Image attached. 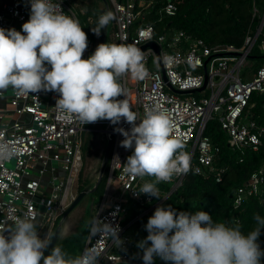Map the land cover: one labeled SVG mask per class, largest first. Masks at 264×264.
<instances>
[{"label":"built area","instance_id":"1","mask_svg":"<svg viewBox=\"0 0 264 264\" xmlns=\"http://www.w3.org/2000/svg\"><path fill=\"white\" fill-rule=\"evenodd\" d=\"M177 1L167 0L160 13L175 16ZM155 2L107 0V11L114 16L116 44L140 48L154 41L159 48V54L153 48L143 52L146 69L143 79L134 78L132 74L128 79L129 73L119 79L126 92L125 96H120V100H127L131 110L137 114V123L145 117L147 109L159 110L167 116L172 125L171 136L182 140L183 150L190 156V171L174 176L170 182L158 184L159 199L134 194L133 191H139L144 182L154 178L133 179L123 173L124 163L134 150L120 146L124 137L116 129L131 128L123 118L116 125L108 120L86 125L75 119L61 120L56 107L58 93L41 91L25 96L17 95L14 90L9 104L15 121L5 120L8 115L0 110V226L12 225L16 217L32 218L39 235L43 233L40 237L50 239L54 228L62 225L76 199L72 188L84 166L83 136L90 127L103 125L106 141L112 140V146L107 151L109 173L106 202L102 203L94 222L99 219L113 227L118 226L123 245L117 246L110 235L93 234L92 226L81 255L85 249L95 247L100 252L99 264H143L134 239L126 233L127 229L144 216H149L172 193L178 191L189 175L204 178L214 175L216 181L221 182L229 170L228 166H215L221 149L205 135L210 122L219 120L228 137V146L241 155L250 150L258 152L263 146L264 126L254 119L250 111L254 105L250 101L254 92L264 94V64L255 70L251 81H245L240 71L262 34L264 12L255 34L248 35L241 48L234 45L212 47L205 40L182 30L165 28L157 34L153 23H139L155 8ZM52 3L59 4L61 7L58 10L79 21L65 0H52ZM30 14L31 3L28 6L25 0H0V28H14L17 31L20 28L21 34H24L22 25L29 20ZM253 15L260 16V12L254 8ZM89 32H92L91 27ZM92 44V41H88L83 59L89 57ZM259 49L264 52V38ZM205 80L206 88L197 93L180 94L169 87L178 91L199 90ZM128 84L134 89L130 95ZM3 96L4 92L0 90V97ZM24 115L29 116V121L22 119ZM12 161H15V166L9 168L7 164ZM53 162L63 169L62 178L54 174L57 168ZM50 165L52 176L48 185L43 186L41 178ZM25 178L28 179L24 181ZM114 181L118 182L120 191L109 196L108 191ZM252 197L259 198L264 204V165L236 190L233 195L234 209L241 208ZM130 203L143 214L135 216L126 226ZM258 243L263 247L264 239ZM154 264L170 262L154 257Z\"/></svg>","mask_w":264,"mask_h":264},{"label":"clouds","instance_id":"2","mask_svg":"<svg viewBox=\"0 0 264 264\" xmlns=\"http://www.w3.org/2000/svg\"><path fill=\"white\" fill-rule=\"evenodd\" d=\"M30 3V18L22 25L24 34L0 28V90L12 88L25 96L56 92L61 120L75 119L84 125L108 120L116 125L123 118L131 128L116 129L124 137L120 146L134 149L123 173L133 179L153 177L133 192L159 199L157 185L187 174L190 156L182 140L171 136L172 125L163 112L147 109L137 123L127 100L117 99L126 94L119 83L122 76L131 72L134 78L143 79L146 75L143 52L135 45L101 43L83 59L88 38L79 21L58 10L61 6L52 0ZM113 19L111 12L103 13L92 31L99 36ZM254 219L256 228L245 235L238 224L229 227L213 222L206 211L190 214L170 205L158 206L145 225L147 237L137 247L143 251V264H154V257L170 264H262L264 248L258 240L264 217ZM92 231L110 235L117 246L123 245L118 226L97 219ZM50 245L47 237H40L32 218L16 217L12 225L0 226V264H99L100 252L95 247L66 258L59 246L45 255Z\"/></svg>","mask_w":264,"mask_h":264},{"label":"trees","instance_id":"3","mask_svg":"<svg viewBox=\"0 0 264 264\" xmlns=\"http://www.w3.org/2000/svg\"><path fill=\"white\" fill-rule=\"evenodd\" d=\"M97 1L85 0L82 5L86 8L83 20L94 15V25L97 27L99 10ZM167 0H156L155 8L146 16L145 20L156 26V33L159 34L165 28H173L185 31L194 37L205 40L210 46L234 45L241 48L245 39L250 34H255L259 27L264 12V0H178V11L175 16L169 17L160 13ZM254 8L260 12V16H254ZM264 38V28L258 43L252 50V59L256 62L257 71L264 64V52L259 49V44ZM92 40V38H89ZM250 104L254 107L250 110L254 119L264 126V94L254 92ZM91 128V127H90ZM205 135L220 147L221 153L215 162V166H228L229 170L221 182L211 175L204 178L197 175H189L183 186L172 193L159 206L173 207L177 212H188L195 214L199 211L208 212L213 222H224L229 227L237 224L243 234L247 235L253 231L257 224L254 217H264V204L259 198L248 199L239 209H234L233 195L236 190L248 181L251 175L264 165V137L263 146L258 152L247 151L244 155L232 150L227 143V135L222 130L219 120H214L207 125ZM107 171L99 183L94 194L102 199L108 183ZM156 209V208H155ZM155 211V210H154ZM154 211L149 214L151 217ZM61 218L58 219V223ZM147 220L144 217L138 221L144 225ZM57 226L54 228L49 241H51ZM89 230L72 234L62 240H58L56 246L61 247L67 254L66 258H76L83 250L87 241ZM264 239V229L258 242ZM261 248H264L261 247ZM79 251V252H78ZM46 252V251H45ZM264 264V260H262Z\"/></svg>","mask_w":264,"mask_h":264},{"label":"rangeland","instance_id":"4","mask_svg":"<svg viewBox=\"0 0 264 264\" xmlns=\"http://www.w3.org/2000/svg\"><path fill=\"white\" fill-rule=\"evenodd\" d=\"M84 1L85 0H71L72 9L74 11L75 10L77 11L79 8L82 7V2ZM98 3H100L101 5L105 4L103 0L99 1ZM104 7L106 8V5H104ZM76 14L79 17V21H80V24L83 30L88 36L89 28L86 26V23L83 20L82 16H80L78 12ZM89 27H91V25ZM111 32L112 30H108L107 41L110 44H113L114 40L111 37ZM99 44H100V36H97L94 42L93 50L90 52V56L94 53V51L96 50ZM255 64L256 62L252 58H249L245 62L244 66L241 68L240 73L243 76V79L245 81L246 80L251 81L253 79L254 73H255ZM130 74L131 72H129L128 74V79L130 78ZM128 88L129 90L131 89L129 87V84H128ZM13 91L14 89H10V91L7 92V94L5 95L11 96ZM133 91L134 89H131L129 92V95ZM5 95L3 97H0V110L6 108V110L4 111L5 114L4 113L3 114L8 115V116L5 120H11V122H14L15 119L12 118L14 112L13 110H10L7 108V100L6 98H4ZM117 99H119V97ZM91 128L92 130L86 131L83 136V142H84L83 164L84 166L78 178L75 179L73 188H72V191L74 195H76V198L83 191H85L86 194L82 198V200L79 202V204L71 212H69V214L67 215L65 219H63L62 225L59 228L58 227L56 228V230L59 229V240H62L72 234L79 233L80 231L81 233L87 230L91 231V228L94 223L95 215L97 214L102 203L106 202L104 195H103V198L100 199L101 198L100 196H98L97 194H94L99 185V184L97 185V183L101 182L103 176L105 175L107 171V167H108V165H106L104 172H102L103 163L105 160V152H106V137L103 133L104 126L96 125V126H92ZM53 165L54 167L57 168L54 174L62 178L64 176L63 169L58 166L57 162H53ZM7 166L9 168H13L15 166V161L8 163ZM40 168H43V167L40 166ZM51 176H52V167L50 165L47 168L45 176L41 178V184L43 186H47L49 182V177ZM27 179L28 178H25L24 181H26ZM118 191H120L119 184L117 181H114L110 186L108 195L112 196ZM142 214L143 212L139 211L138 209H135L133 205L130 203L128 205V213L126 215V220L128 223H126L125 225L126 226L129 225L133 221L135 216L137 215L141 216ZM148 218H149L148 216H144L145 221L146 220L148 221ZM146 224L147 222H145L144 225H140L139 223H134L126 231V233L131 238L134 239L135 248L139 252L141 251V249L137 247L138 242H140L141 240H144L148 235L146 228H145ZM42 235L43 233L40 234V236ZM88 237H89V234L87 236V239ZM82 251L79 253L80 256L82 254Z\"/></svg>","mask_w":264,"mask_h":264},{"label":"crops","instance_id":"5","mask_svg":"<svg viewBox=\"0 0 264 264\" xmlns=\"http://www.w3.org/2000/svg\"><path fill=\"white\" fill-rule=\"evenodd\" d=\"M26 1V4L28 5V6H30V0H25ZM66 1V3H68V5L70 6V8L72 9V4H71V0H65ZM92 1H97V0H92ZM104 1V0H103ZM105 2V1H104ZM104 5H106V8L104 7ZM104 5H101L100 3H98V10H99V12H98V14H99V17H100V15H102L103 13H107L108 11H107V0H106V2H105V4ZM72 11L73 12H75V13H79L80 14V16H84L85 15V13H86V8L82 5V7L81 8H79L77 11L75 10H73L72 9ZM77 15V14H76ZM79 18V17H78ZM94 21H95V19H94V15L92 14L91 16H90V18H88V20L86 21L85 20V23H86V26L88 27V28H90L89 26L91 25V29H95L96 28V26L94 25ZM20 30V28L18 29V31ZM108 30H112V32H111V37H112V39L114 40V43L116 44V41H115V38H114V33H115V26H114V19L106 26V40H105V43H108V44H110L108 41H107V34H108ZM100 38H101V32H100ZM87 38H88V41H92V50H93V47H94V42H95V39L97 38V35L92 31L91 33L90 32H88V36H87ZM89 38H92V40H90ZM113 43V44H114ZM89 57H90V55H89ZM88 57V58H89ZM10 89H12V88H9V89H7V90H2L3 92H4V95L5 94H7V92H9L10 91ZM12 96V95H11ZM11 96H8V95H5V97L4 98H6V100H7V108L8 109H10L11 108V106H10V104H9V99L11 98ZM119 99H120V97H119ZM3 111H5L6 110V108H4V109H2ZM22 119L24 120V121H29V116H27V115H24V116H22ZM90 130H92V128H89V130L88 131H90ZM104 132V131H103ZM106 153H107V141H106V152H105V155H106ZM107 190V189H106ZM116 194V193H115ZM105 196H106V191H105V194H104V198H105ZM95 217H96V215H95ZM95 220V219H94ZM83 252V251H82ZM138 253H139V255L141 256V258H142V256H143V251L141 250L140 252L138 251Z\"/></svg>","mask_w":264,"mask_h":264},{"label":"water","instance_id":"6","mask_svg":"<svg viewBox=\"0 0 264 264\" xmlns=\"http://www.w3.org/2000/svg\"><path fill=\"white\" fill-rule=\"evenodd\" d=\"M106 2V0H104ZM105 40H106V27L104 29H101V38H100V44L101 43H105ZM147 48H153L156 50V52L159 54V48L157 46V44L152 41V42H149L148 44L146 45H143L141 46L139 49L144 52ZM250 58H252L253 56L250 55L249 56ZM206 85H207V80H205V83H204V86L199 89V90H193V91H178V90H175L173 87L169 86L173 91L177 92V93H180V94H191V93H197V92H201L203 91L205 88H206ZM112 146V140L108 141L107 143V151L110 149V147ZM108 164V154L106 153L105 155V160H104V163H103V168H102V172H104L105 168H106V165ZM99 184V182L97 183V185ZM86 192L83 191L79 194V196L74 200V202L72 203V205L70 206L69 208V212H71L78 204L79 202L82 200V198L85 196ZM59 240V229H57L51 239V245L49 246V248L46 250L45 252V255H49L51 253V249L52 247H55L57 242Z\"/></svg>","mask_w":264,"mask_h":264},{"label":"bare ground","instance_id":"7","mask_svg":"<svg viewBox=\"0 0 264 264\" xmlns=\"http://www.w3.org/2000/svg\"><path fill=\"white\" fill-rule=\"evenodd\" d=\"M69 223V222H68ZM68 225V224H67Z\"/></svg>","mask_w":264,"mask_h":264}]
</instances>
